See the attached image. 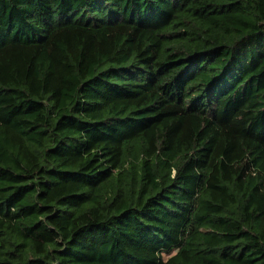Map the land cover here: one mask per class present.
I'll return each mask as SVG.
<instances>
[{
  "label": "trees",
  "instance_id": "16d2710c",
  "mask_svg": "<svg viewBox=\"0 0 264 264\" xmlns=\"http://www.w3.org/2000/svg\"><path fill=\"white\" fill-rule=\"evenodd\" d=\"M0 264H264V0H0Z\"/></svg>",
  "mask_w": 264,
  "mask_h": 264
}]
</instances>
